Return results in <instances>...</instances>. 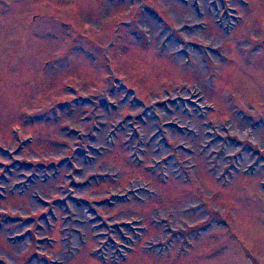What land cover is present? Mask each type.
Masks as SVG:
<instances>
[{"label": "rangeland", "instance_id": "rangeland-1", "mask_svg": "<svg viewBox=\"0 0 264 264\" xmlns=\"http://www.w3.org/2000/svg\"><path fill=\"white\" fill-rule=\"evenodd\" d=\"M0 264H264V0H0Z\"/></svg>", "mask_w": 264, "mask_h": 264}]
</instances>
